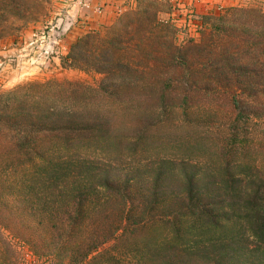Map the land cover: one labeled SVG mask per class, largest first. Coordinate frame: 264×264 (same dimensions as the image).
<instances>
[{"label":"rangeland","instance_id":"rangeland-1","mask_svg":"<svg viewBox=\"0 0 264 264\" xmlns=\"http://www.w3.org/2000/svg\"><path fill=\"white\" fill-rule=\"evenodd\" d=\"M74 2L79 7L90 6L87 0ZM67 3L0 0V94L31 84L44 85L29 90L38 92V109L53 104L60 107V114H70L56 122L60 127L86 132L96 126L114 135L121 131L125 138L122 151L109 143L101 148L99 141L76 147L80 157L92 161L95 173H108L122 185L133 179L129 198L136 205L150 200V175L162 162L186 161L197 169L213 165L230 133L237 130L234 125L238 127L235 121L241 108L231 100L235 94L228 84L233 82L216 76L218 64L205 55L204 46L218 48V42L210 43L209 33L223 36L214 20L204 17L222 15L231 7L264 13V5L219 4L205 12L197 0H123L95 30L69 37L64 30ZM249 106H242L250 115L247 130L256 138L248 143L249 151L264 171V101ZM257 112L261 118L255 116ZM3 138L1 135L0 264H85L88 245L95 241L104 242L100 248L107 253L104 259L137 264L140 258L135 249L141 241L125 230L124 204L119 200H107L98 207L95 201L72 248L66 246L63 231L54 224L69 223L61 219H67L72 208L52 198L39 200L16 185L20 174L3 171L1 166L8 154L2 147ZM60 139L52 133L46 143L58 145ZM200 142L202 147L196 149ZM189 145L195 146L189 151ZM177 187L173 182L164 189L159 215L183 206ZM137 215L140 220L142 214L138 211ZM107 262L101 260L100 264Z\"/></svg>","mask_w":264,"mask_h":264},{"label":"trees","instance_id":"trees-1","mask_svg":"<svg viewBox=\"0 0 264 264\" xmlns=\"http://www.w3.org/2000/svg\"><path fill=\"white\" fill-rule=\"evenodd\" d=\"M204 19H213L214 27L222 31L223 37L213 32L208 37L210 43L218 42V48L208 45L204 50L218 64L215 75L233 82L228 85L235 94L231 100L241 108L235 121L240 129L234 125L237 130L230 133L222 155L207 168L170 160L155 167L150 175L151 197L145 205H136L129 198L133 179H126L123 185L115 183L108 173H95L92 161L80 157L77 151L76 144L93 141L103 144L101 148L109 143V147L122 151L125 138L121 131L114 135L96 126L86 132L60 127L56 122L70 114H60V107L53 104L38 109V92L29 90L44 85L31 84L0 94L1 142L8 152L1 165L3 171H17L21 178L16 185L27 195L68 203L72 211L61 222L69 223L54 224L56 230L63 231L66 246L72 248L77 238L74 236L91 217L94 209L90 206L95 201L98 207L107 200H119L124 204L125 230L141 241L135 249L140 258L137 264H264V171L249 151L248 143L256 138L247 130L250 115L242 108L264 101V13L231 7L222 15ZM24 89L30 93L21 94ZM261 126L264 141V121ZM52 133L62 137L58 145L46 143ZM202 144L194 146L197 149ZM193 147L189 145L188 150ZM173 182L178 183L177 197L183 199V206L159 215L165 202L164 189ZM103 243L88 245L85 264H100L101 260L120 264L115 258L104 259L107 253L100 251Z\"/></svg>","mask_w":264,"mask_h":264},{"label":"crops","instance_id":"crops-1","mask_svg":"<svg viewBox=\"0 0 264 264\" xmlns=\"http://www.w3.org/2000/svg\"><path fill=\"white\" fill-rule=\"evenodd\" d=\"M66 21L64 22V30L68 32L69 37L72 35H82L84 33L92 32L95 30L98 22L101 21L104 16L114 13V9H117L123 0H87L90 4L88 7H79L75 5L74 0H67ZM198 7L205 12H210L219 4L222 5H238L241 3H259L264 5V0H197ZM119 4H118V3ZM117 3V5H116ZM116 6V7H115ZM98 7H102V11L98 12ZM106 7V8H105Z\"/></svg>","mask_w":264,"mask_h":264}]
</instances>
